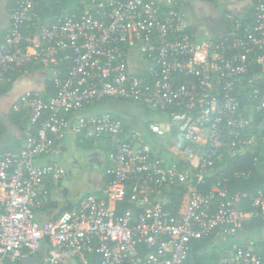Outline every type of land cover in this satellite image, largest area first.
<instances>
[{
  "label": "built area",
  "instance_id": "1",
  "mask_svg": "<svg viewBox=\"0 0 264 264\" xmlns=\"http://www.w3.org/2000/svg\"><path fill=\"white\" fill-rule=\"evenodd\" d=\"M185 3L77 0L40 22V0H13L0 35V88L46 66L51 91L28 89L12 105L25 112L27 133L20 149H0V264L41 257L45 243L39 264H189L194 240L242 230L245 194L221 176L201 187L219 172L223 151L254 163L264 155V72L255 69L264 68V0H247L249 16L227 14L222 33L204 39ZM105 99L168 109L167 154L111 111H86ZM1 124L0 116V133ZM148 130L165 135L157 123ZM74 136L107 148L110 180L40 227L48 185L68 172L55 159L37 161L55 158ZM171 185L185 191L176 214L166 196L151 195ZM250 200L249 214L264 220V192ZM252 243L206 264H264Z\"/></svg>",
  "mask_w": 264,
  "mask_h": 264
},
{
  "label": "trees",
  "instance_id": "2",
  "mask_svg": "<svg viewBox=\"0 0 264 264\" xmlns=\"http://www.w3.org/2000/svg\"><path fill=\"white\" fill-rule=\"evenodd\" d=\"M12 2H13V0H12ZM11 5H12V3H11ZM249 13H250V9L247 6L244 9L243 13L241 14V18L249 16ZM224 21H225V28H226V26L228 25V18L225 17ZM3 32H5V31H2L0 33V35ZM255 69L258 72H264V68H262V67L258 66ZM11 85L12 84H8L5 87L0 88V93L6 92L11 87ZM43 89L45 92L51 91L49 76H47L43 81ZM118 100H120V99H118ZM122 101H124V100H122ZM165 111L168 112V109ZM169 111H171V110H169ZM112 113H114V112H112ZM10 114H11L12 119H14L16 121H18L20 118H24V120L26 121L25 123L27 125V120L25 118L26 117L25 112L11 110ZM114 114L116 116L120 117L122 119L123 123L125 124V126L127 127V123L125 122V120L121 116H119L118 114H116V113H114ZM147 132H150V131H147ZM150 133L143 134V136H141L140 138L146 142L147 141L152 142V143L155 142L152 135H150ZM72 140H73L74 145L78 149H81V150L97 149L96 147L93 146V144L91 143L90 140H82L80 138V136H74L72 138ZM98 149L100 151L99 152L100 155H102L104 158V165H103V169H102V172L100 175V182L98 183L97 186H95L93 188H89L86 191H84L80 196L66 201L62 205L60 212L72 209L73 207H75L77 205V203L81 197H83L87 194H90V193H96L102 185L106 184L110 180V175L107 174L105 171L106 167H107V160H106L107 148L101 146V147H98ZM158 154L161 155L162 151H160ZM215 165H216V167L220 168L219 172L207 177L206 178V184L204 187H201V189L207 190L209 188V185L213 181L216 180L217 176L226 177L228 179V185H229L230 191L239 190L245 194V197L243 199V204H242V210L244 212L252 210L253 208L250 205V201H251L250 196L252 194L256 193V191L260 187L259 181H258L256 174H255V163L253 162L252 156L248 153H244V154H239L235 157H229L225 153V151H223L220 161H218V162L216 161ZM240 171L250 172L249 178L248 179L235 178V173L240 172ZM62 185H63V180H60L56 184H49L48 185L50 202H49L48 206L46 207V209L40 211L39 218L44 217L46 215V212L49 211L50 209H52L53 205L59 203V200L57 199V197L60 194V190L62 188ZM184 192L185 191L183 190L182 187L171 185V186L162 188L161 191L158 192L157 194L154 193L151 195H152V197H154V195L155 196L160 195L162 197L166 196L169 200L166 207L172 213L176 214L179 212V209L182 205ZM55 218L56 217H54L52 220H54ZM262 224H264V220L259 215H253L251 218H244L242 220V229H246L247 227L249 229H251L253 227L261 226ZM232 239H234V238L230 237V238H227V240H225V241H223V240L219 241V240L215 239V233H213L209 237H204V238L194 240L192 243L193 244L192 262L189 264H206L207 262H209L211 260L219 258L221 255H223L224 253H226L228 251L235 250V249L241 247V246L237 245L236 248L233 249L232 248V244H233ZM252 249L254 251H258L253 246H252ZM260 255L262 256V258L264 260V256L261 253H260ZM6 264H18V263L14 262V263H6Z\"/></svg>",
  "mask_w": 264,
  "mask_h": 264
},
{
  "label": "rangeland",
  "instance_id": "3",
  "mask_svg": "<svg viewBox=\"0 0 264 264\" xmlns=\"http://www.w3.org/2000/svg\"><path fill=\"white\" fill-rule=\"evenodd\" d=\"M184 1V0H183ZM189 3L186 5L184 10L187 19L198 28L200 31L199 39H204V36L213 33L214 28H217V25L220 24L221 20L224 19V15L232 14L236 15L235 12H232L237 6V0H188ZM237 3V4H236ZM203 36V37H202ZM209 37V36H208ZM130 58V55H129ZM135 64V62H134ZM49 69L48 67H40L38 70H32L27 72L19 78V81H16L12 87L4 92L2 95V112L11 113L12 105L15 103L17 98L26 90L33 88H42L44 79L48 76ZM41 86V87H40ZM88 113H97L103 111H112L119 116H121L127 123L129 130H136L141 136L150 132L148 130L149 123H157L164 130L165 135L163 137L152 135L155 142H148L152 146L157 145V150H164L167 154L168 144L171 142L168 136L169 134V114L166 111H156L146 109L142 106L136 105L129 101H122L118 99H106L105 101L90 107L86 110ZM11 115V114H10ZM165 148V149H163ZM76 146L73 142L69 145L68 152L75 151ZM56 160V157L54 158ZM70 173L71 176L75 174L78 175V170L76 166L69 165L67 163L62 164ZM97 168H92V171L97 174ZM85 176L81 181V185H85ZM96 185L91 186L92 188ZM60 200V196L57 197Z\"/></svg>",
  "mask_w": 264,
  "mask_h": 264
},
{
  "label": "crops",
  "instance_id": "4",
  "mask_svg": "<svg viewBox=\"0 0 264 264\" xmlns=\"http://www.w3.org/2000/svg\"><path fill=\"white\" fill-rule=\"evenodd\" d=\"M184 1H186L183 7L185 10V7L189 3V1L188 0H184ZM11 3H12V0H0V33L2 31H5L9 25L8 11L11 6ZM76 3H77V0H60V1L40 0V5L38 8V20L40 22H45L47 20L59 17L65 11L73 9ZM237 3H236L237 6L234 9H232L233 10L232 12H235L236 15H240L243 13L244 9L248 5L247 0H237ZM225 16L226 15H224V19L221 20L220 24L217 25V28H214L213 33H210L209 35L204 36V38L215 37L222 33L225 27V21H224ZM188 22L190 23L191 28L196 32V35L199 38L201 34L199 35L200 31L198 30V28L195 27L189 20ZM38 69H35V70H38ZM32 70L34 69H31L29 71L31 72ZM23 77H20V79ZM20 79L15 80L12 83V85L16 81H19ZM37 89H40V88H37ZM3 94L4 93H0V106L2 105L1 100L3 99L2 98ZM0 116L2 118L1 133H0V149L1 150L20 149L23 146L24 139H25L26 132H27V125L25 123L26 121L24 120V118H20L18 121L12 119L10 114L2 112L1 107H0ZM72 138L73 137H67L64 141L61 142L58 155H60L61 153H66L69 150V145L71 142H73ZM160 151H162V154L165 153L164 150H160ZM58 155L56 156V160L60 162ZM52 159H54V157L46 156V157H42L38 159L37 162L41 164L43 162H48ZM68 174L70 175L69 172ZM255 174L260 184L259 189H261L264 192V155L260 156L259 160L255 163ZM64 183H65V178L63 179V184ZM39 216H40V213H38V218ZM252 216L253 215L249 214V211H245L244 218H251ZM263 232H264V224L258 227H253L251 229H249L248 227L246 229H242L238 233V235L234 239H232L233 241L232 248L233 249L236 248L237 245L242 246V247H247L248 241L251 240L253 242L252 246L255 247L256 250H258L259 253H261L264 256V237H262L261 235Z\"/></svg>",
  "mask_w": 264,
  "mask_h": 264
},
{
  "label": "flooded vegetation",
  "instance_id": "5",
  "mask_svg": "<svg viewBox=\"0 0 264 264\" xmlns=\"http://www.w3.org/2000/svg\"><path fill=\"white\" fill-rule=\"evenodd\" d=\"M61 163H67L76 166L78 175L65 177V183L60 190L59 203H65L68 200L80 196L84 192V188L89 189L93 185H98L100 175L104 165V158L96 149L81 150L76 147L75 151L61 153L58 155ZM92 168H97V174L92 171ZM71 176V177H70ZM85 176V185H81V181Z\"/></svg>",
  "mask_w": 264,
  "mask_h": 264
},
{
  "label": "water",
  "instance_id": "6",
  "mask_svg": "<svg viewBox=\"0 0 264 264\" xmlns=\"http://www.w3.org/2000/svg\"><path fill=\"white\" fill-rule=\"evenodd\" d=\"M87 190V187L84 188V191ZM63 203H57L53 205L52 209H50L44 217L38 218L40 221V227L42 226L43 223L50 221L53 219L61 210ZM48 245L45 243L43 246V252L41 257L38 256H32L28 258H23L19 261L18 264H39L44 255L46 254ZM9 263V262H6Z\"/></svg>",
  "mask_w": 264,
  "mask_h": 264
}]
</instances>
